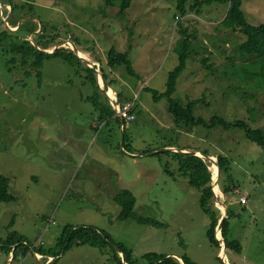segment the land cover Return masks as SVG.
<instances>
[{"label": "rangeland", "instance_id": "374dc122", "mask_svg": "<svg viewBox=\"0 0 264 264\" xmlns=\"http://www.w3.org/2000/svg\"><path fill=\"white\" fill-rule=\"evenodd\" d=\"M242 1L248 22L264 23V0ZM194 2H187L188 13L183 16L178 0H131L124 14L120 0H0V31L14 32V24L32 21L36 33L44 28V37L29 35L26 24L17 34L33 44L40 41V46L51 41L46 51L65 48L89 55L85 64L97 69L99 86H103L99 80L103 68L107 85L115 92L107 96L116 94L118 99L121 93V104L132 103L135 115L125 124L117 113L100 122V110L87 100L94 88L82 83L73 67L60 59L46 61L43 83L38 84L35 74L25 76L30 66L7 64L0 52V173L9 178L16 197L0 202V246L11 233L26 237L30 244L22 243L16 259L0 247V264L10 256L8 264L123 261L122 253L115 258L110 246L101 250L76 245L52 261L45 254L35 256L31 247L38 240L45 249H56L68 225L94 226L109 233L132 250L135 264H148L143 256L150 252L177 259L186 254L197 264H264V149L239 128L180 125L169 111V98L155 100L151 91L166 90L169 75L180 62L177 50L184 29L196 52L188 58L173 98L184 104L202 99L194 113L206 120L222 115L264 129V86L256 89V81L246 73L253 57L245 59L237 49L246 37L219 25L228 4L215 1L190 11ZM11 4L18 6L14 14ZM131 45L130 59L138 77L129 74L125 65L107 64L112 47L127 52ZM204 58L215 64V73L202 62ZM100 97L104 99V91ZM111 97L107 102L114 107L116 100ZM168 148L177 151L163 152ZM183 149L208 153L203 159L220 189L227 185V175L217 173L211 158L218 163V156H227L235 184L249 200L242 206L239 194L224 196L225 210L229 206L232 213L229 236L243 249L240 253L225 248L227 260L208 239L210 220L200 206V191L180 172L174 153ZM156 151L162 152L150 155ZM124 189L136 197L137 215L166 227L121 220L122 208L115 197ZM221 211L220 221L225 213ZM218 233L222 236L221 229ZM26 247L29 251L22 256Z\"/></svg>", "mask_w": 264, "mask_h": 264}, {"label": "trees", "instance_id": "16d2710c", "mask_svg": "<svg viewBox=\"0 0 264 264\" xmlns=\"http://www.w3.org/2000/svg\"><path fill=\"white\" fill-rule=\"evenodd\" d=\"M121 1V10L124 12L130 7L131 0H120ZM189 0H178L177 8L180 11L181 15H186L187 2ZM215 1L226 2L228 4V11L224 20L219 24L220 27L226 28L227 30L239 31L245 35L246 39L237 46L239 53L247 59L249 56H252V62L249 63V70H246V73L249 74L251 81H256V89L263 88L264 86V23L255 26L248 22L246 13L243 10V1L242 0H195L193 4L190 5V11L197 9V6H202L203 4H211ZM15 7L11 4V13L14 14L16 8L18 7L14 4ZM18 10V8H17ZM197 11V10H196ZM198 13V12H197ZM9 21V17L7 18ZM26 24V29L28 34H34L38 30L36 26L32 24V21H24L18 27V24H14L18 27L14 32L5 30L0 31V52L4 57L7 58V64L11 63H20L21 66L26 67L30 66V69L25 70V76L36 75L38 84L43 82V73L41 72L44 63L51 59H60L63 63L70 65L74 68L75 74L81 76L82 83L91 84L94 88V93L89 96L87 99L97 110H100L97 120L103 122L109 117H113L116 114V111L111 107L106 92L99 86L97 79V69L90 67L85 64V61L79 57L74 51L67 50L65 48H56L54 52L48 53L44 49H48L50 46L49 43L41 45L40 41H37L36 44H33L30 40L17 34L23 25ZM182 28V25L178 23ZM10 32V34H9ZM183 37L179 39L178 45L179 49L177 50L180 54V62L176 68L171 71L168 81L167 88L164 92L160 93L157 90H151L154 94L155 100H160L164 97L169 98L170 106L169 111L175 117V120L180 125H186L189 127L203 125L207 128H216L222 127L225 130H231L239 128L245 131V134L248 139L254 142L257 146L264 149V129L263 128H253L248 125L244 120H236L234 122L228 121L222 115H214L209 120L204 119L203 117H198L194 113V108L197 103L203 101L202 99L188 100L186 104L176 101L173 98V95L177 92L178 88V79L183 71L187 67V60L191 58L196 52L193 44H191L188 36H185V30L182 29ZM45 30L42 28L40 32L36 34L39 37H44ZM58 35H55V37ZM54 37V38H55ZM38 46V47H37ZM132 45L130 46L129 51L120 52L115 47H112L108 54L107 64L110 67H117L125 65L127 67L128 73L132 76L138 77L136 74L132 61L130 59V50H132ZM193 58V57H192ZM202 62L207 65V68L211 73L216 72L215 64L210 61L209 58L202 59ZM11 69V68H10ZM218 72V71H217ZM103 77L107 82V74L102 68ZM71 82V81H70ZM109 86L110 84L107 83ZM148 90L149 88H145ZM104 91V99H101L100 93ZM244 96L241 95V98ZM119 100L121 101V93H119ZM253 109V108H252ZM132 113V111H131ZM118 120L120 118L116 117ZM124 142H126V128H124ZM124 144L123 147H125ZM172 147V146H167ZM185 150V149H183ZM171 151V150H170ZM163 152H169L165 150ZM201 152V151H200ZM156 154L160 153L159 151L155 152ZM153 153V154H155ZM202 154L208 155L206 152H201ZM175 156L179 160L180 172H182L186 177H188L189 184L197 188L200 195V206L209 216L210 226L207 231V236L210 243L217 248L220 252L222 249V237L226 242L227 249H235L238 252H242L241 244L234 239H231L229 236V218L232 213L227 206V217L224 218L221 226V234L218 233L219 222H220V207L216 206L215 198V188L212 185V173L209 170L207 163L199 156L188 153V152H175ZM219 159V173L227 175V185L221 187L224 195L227 198L236 197L234 195L239 194V203L242 206H246L248 203V198L242 193L241 189L237 184H235L233 175L231 173V160L225 156H218ZM172 174V172H169ZM10 180L8 177L0 173V202H11L16 199V197L10 191ZM245 197V198H244ZM219 198V197H218ZM244 199V200H243ZM247 199V200H246ZM115 201L121 206L122 211L119 215L121 220H130L134 219L141 224H148L154 227H166V224L158 221L151 217H146L142 215H137L135 213L136 206V197L132 191L124 189L118 193L115 197ZM246 209V208H245ZM5 244L2 247L8 255L13 251V259H16L19 247L23 245V242H27L26 237L21 235L10 234L9 237L4 241ZM23 243V244H22ZM25 245V244H24ZM76 245H90L92 247H97L101 250L111 247L114 251V257L119 258L117 254L122 253L124 260L119 261L118 264H135L133 261V252L128 249L123 243H119L113 240L111 235L103 230H100L94 226H65L62 234L58 238L57 248L56 249H45L44 246L39 248V253L43 255H48L49 257H54L60 255L61 253L67 252ZM30 247V244H26ZM28 247L24 249L22 254L25 255L29 251ZM43 247V248H42ZM224 251V250H223ZM148 264H197L190 256L186 254L180 255L183 259L181 262L175 257V255H166L161 253L150 252L143 256ZM224 260V259H223Z\"/></svg>", "mask_w": 264, "mask_h": 264}, {"label": "bare ground", "instance_id": "6f19581e", "mask_svg": "<svg viewBox=\"0 0 264 264\" xmlns=\"http://www.w3.org/2000/svg\"><path fill=\"white\" fill-rule=\"evenodd\" d=\"M71 45H72V44H71ZM79 54H80L81 56H83V57H85V58H87V59L90 60L89 55L85 54L84 52L79 51ZM99 80H100V83L104 86L102 77H100ZM104 87H105V86H104ZM107 90H108V92L111 91L110 93H114L109 87H107ZM110 96H112V98H114V97H113V94H111ZM197 155L202 156L203 154H198V153H197ZM211 159H212L213 161H215V158H214V157H212ZM213 161H212V162H213ZM214 163H215V162H214ZM214 165H215V164H214ZM215 168H216V166H215ZM215 168H214V169H215ZM211 170H212V169H211ZM224 196H225L224 193L221 191L220 187L217 185V187L215 188L216 204L218 203V202H217V198L220 197V199H221V200L219 201V202H220V203H219L220 205L217 204V206H219L221 209H223V210H222L223 213H224V212L227 213V211L225 210L226 207H225V204H224V198H225ZM244 198H245V197H244ZM17 199H18V198H17ZM246 200H247V199H246ZM223 204H224V207L222 206ZM222 211H221V212H222ZM223 215H224V214H223ZM221 219H222V218H221ZM219 223H220V222H219ZM218 229H222V228H218ZM42 248H43V247H42ZM28 250H29V249H28ZM223 250H224V248L221 249V251H222V256H223L222 258L227 260V256H225L226 254L223 255V253H224ZM34 251H35V250H34ZM35 252H36V251H35ZM12 253H13V251H12ZM37 253H39V252H37ZM39 254H40V253H39ZM42 254H43V253H42ZM121 255H122V254H121ZM52 257H53V256H52ZM54 257H55V255H54ZM48 260H51V261H52L51 258L48 259ZM123 261H124V260H123ZM182 262H183V261H182ZM183 264H184V263H183Z\"/></svg>", "mask_w": 264, "mask_h": 264}, {"label": "built area", "instance_id": "2783aa9c", "mask_svg": "<svg viewBox=\"0 0 264 264\" xmlns=\"http://www.w3.org/2000/svg\"><path fill=\"white\" fill-rule=\"evenodd\" d=\"M112 101H114V100H112ZM114 107H115V111H116L118 117H120L121 119L128 120V121L135 120V115L131 114V111L133 110L132 103H125V104L119 103V104L115 105ZM35 256L41 257L42 255L39 253H35Z\"/></svg>", "mask_w": 264, "mask_h": 264}, {"label": "clouds", "instance_id": "9594fccd", "mask_svg": "<svg viewBox=\"0 0 264 264\" xmlns=\"http://www.w3.org/2000/svg\"><path fill=\"white\" fill-rule=\"evenodd\" d=\"M78 56H79V55H78ZM79 57H80V56H79ZM86 59H87V58H86ZM88 60H89V59H88ZM102 75H103V74H102ZM103 78H104V77H103ZM105 81H106V80H105ZM106 83H107V82H106ZM101 88L103 89V86H101ZM103 90H104V89H103ZM104 91H105V90H104ZM105 92L108 93L107 91H105ZM114 93H115V92H114ZM108 96H110V95L108 94ZM110 97H111V96H110ZM111 98H112V97H111ZM112 100H116V98L114 97V98H112ZM119 101H120V100H119ZM119 103H121V102H119ZM113 108H114V107H113ZM114 109H115V108H114ZM132 111H133V110H132ZM115 115H116V114H115ZM116 117H117V116H116ZM118 118H120V117H118ZM120 119H121V118H120ZM122 120H123L124 122H123ZM121 121L123 122V124H125L127 120L121 119ZM166 150H174V149H173V148H168V149H166ZM163 151H164V150H163ZM174 151H177V149L174 150ZM184 151H185V153L188 152L187 149H185ZM184 151H182V152H184ZM159 152H160V151H159ZM197 152H200V151H194V153H196V155H197ZM154 153H155V152H154ZM188 153H192V152H188ZM197 156L201 157L202 159H203V157H205L204 155H202V156L197 155ZM208 157H209V155H208ZM203 160H204V159H203ZM214 162H215V164H216V165L218 166V168H219V164H218L216 161H214ZM219 171H220V169L217 171V173H219ZM211 173H212V172H211ZM214 182H216V181L213 179V176H212V185H213ZM216 185H217V183H216ZM40 242H41V243H40ZM23 243H24L25 245H26V244H29L28 242H23ZM43 245H44V242H43L42 240H38L37 243L31 247V250L34 251L35 248H37V247L40 248V247L43 246ZM34 253H37V252L34 251ZM40 254H41V253H40ZM41 255H42L43 258H44V255H43V254H41ZM43 258H42V259H43ZM50 258H53V259H54V257H50ZM53 259H52V260H53Z\"/></svg>", "mask_w": 264, "mask_h": 264}, {"label": "water", "instance_id": "95a60500", "mask_svg": "<svg viewBox=\"0 0 264 264\" xmlns=\"http://www.w3.org/2000/svg\"><path fill=\"white\" fill-rule=\"evenodd\" d=\"M8 18V17H7ZM20 25H18V27H19ZM18 27H16L15 28V30L18 28ZM41 28H42V26H41ZM56 49V48H55ZM54 49V50H55ZM54 50L53 51H46V50H44L45 52H48V53H52V52H54ZM75 53L77 54V50H75ZM78 55V54H77ZM81 57V56H80ZM82 58V57H81ZM85 62L86 61H89L88 59H85V58H82ZM101 77H102V79H103V84H104V86L105 87H103V89L105 90V91H107L108 92V90H107V87H108V85H107V83H106V81H105V79L103 78V75H101ZM115 95V98H116V94H114ZM119 98L117 99L116 98V104H119ZM123 121V120H122ZM124 122V121H123ZM122 122V123H123ZM166 150V149H165ZM160 152H162V151H160ZM185 152V151H184ZM153 153H150V155H152ZM192 154H195L196 155V153H194V152H192ZM205 157H208V155H205V154H203ZM213 185H216V182H214L213 183ZM227 217V213H224V216L222 217V219H221V221H220V223H219V227L221 228V226H222V223H223V220H224V218H226ZM226 246V242L224 241V243L222 242V248H224ZM176 257V256H175ZM178 257V259H181V257L180 256H177Z\"/></svg>", "mask_w": 264, "mask_h": 264}, {"label": "crops", "instance_id": "0c3cea01", "mask_svg": "<svg viewBox=\"0 0 264 264\" xmlns=\"http://www.w3.org/2000/svg\"><path fill=\"white\" fill-rule=\"evenodd\" d=\"M51 259H53V258H51ZM10 260H11V256L8 258V262L7 263H4V264H8L10 262Z\"/></svg>", "mask_w": 264, "mask_h": 264}]
</instances>
